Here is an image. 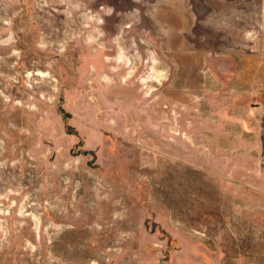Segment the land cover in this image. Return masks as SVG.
Segmentation results:
<instances>
[{
	"label": "rangeland",
	"instance_id": "374dc122",
	"mask_svg": "<svg viewBox=\"0 0 264 264\" xmlns=\"http://www.w3.org/2000/svg\"><path fill=\"white\" fill-rule=\"evenodd\" d=\"M0 264H264V0H0Z\"/></svg>",
	"mask_w": 264,
	"mask_h": 264
}]
</instances>
